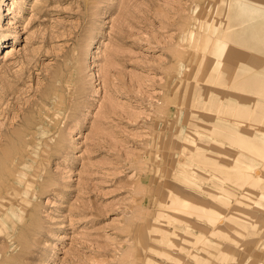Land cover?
<instances>
[{"label":"rangeland","instance_id":"rangeland-1","mask_svg":"<svg viewBox=\"0 0 264 264\" xmlns=\"http://www.w3.org/2000/svg\"><path fill=\"white\" fill-rule=\"evenodd\" d=\"M257 22L264 0H0V190L14 192L0 199V264H194L187 253H212L193 243L204 223L167 219L162 205L213 192L190 140L226 159L202 131L231 120L209 108L240 94L226 86L240 82L232 72L264 73V34L240 30ZM239 50L261 59L238 62ZM261 226L234 264H264Z\"/></svg>","mask_w":264,"mask_h":264},{"label":"bare ground","instance_id":"bare-ground-1","mask_svg":"<svg viewBox=\"0 0 264 264\" xmlns=\"http://www.w3.org/2000/svg\"><path fill=\"white\" fill-rule=\"evenodd\" d=\"M250 15L248 12L242 13L241 22L248 23L253 18ZM235 25V23L227 24L226 30L234 29ZM240 30L243 34L248 33L257 36L259 33L264 34V24L261 22L260 25L257 22L250 26L246 25ZM8 53H10V50L6 51V54ZM234 55L238 58V62L242 59V61L249 62L247 61L248 57L249 60L261 59L256 55H248L245 51L240 50ZM253 62L251 61L249 64L253 66ZM246 64L244 69H253L252 66L249 67L248 63ZM237 67L239 68L240 64L235 65L234 70ZM245 75L246 73L242 70L232 72V82L236 79H239L240 82L236 85L227 84L226 86L235 89L234 91L240 94L228 95L226 102H222V98H218L216 107L214 109L209 108L215 111V113L212 112L213 117L224 120L226 118H222V116L229 117L231 119L229 123L215 121L213 122V125H215L213 129L202 131L208 135V142L211 144L219 147L225 146L227 149L225 152L226 159L216 158V156L223 153L220 149L214 146L203 148L195 144V139L190 140V144L194 146L189 151L190 160L196 164L197 168L200 167L203 171L210 172L218 179V182L208 181L214 187L213 192H201L203 194L200 200L189 195L180 196L176 192V195L167 203L168 206L166 204L162 205V209L165 208L172 213H166L167 219L171 218L179 224H187L183 217L199 220L205 224L203 231L209 233L213 238V241L209 240L205 233L195 234V242L184 238V241H192L193 243L206 244L210 242L209 245L213 249V252L206 253L205 257L196 254V252L195 254L187 253L191 256L194 264H234L238 260L237 257L239 260L243 259L241 252L246 250L248 243L254 242L257 244L263 238V234H260L261 230L259 229H261V225H264V218L262 219L263 216L258 209L264 206V73L256 76L251 75L252 77ZM231 96L236 100H231ZM247 119L249 121L257 120L262 127L254 130L252 128L253 124H245ZM198 134L199 136L202 135V133ZM189 173L196 175L194 172ZM201 178V182L210 180L205 178L202 181L203 178ZM189 187L190 190H199V187L193 184ZM8 189L10 187L4 188V190ZM1 190L0 199H3L4 194ZM11 193L14 192H9V197L3 200H8L12 195ZM3 200L0 201L4 202ZM1 205L3 206V204ZM1 210H3L2 207ZM2 213L4 212L2 211ZM182 231L185 236L192 234L189 225L183 228ZM170 233L176 234L172 231ZM164 237L165 235H161V238L156 237V241L159 244L171 246V239L169 237L165 239ZM179 248L184 249V247ZM154 250L160 252L153 253L159 258H171L165 250ZM152 264L161 263L152 259Z\"/></svg>","mask_w":264,"mask_h":264}]
</instances>
